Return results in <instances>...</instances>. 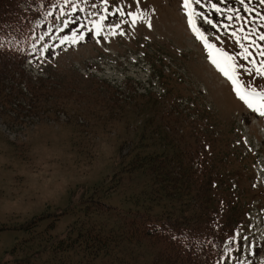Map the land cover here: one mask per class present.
<instances>
[{
  "label": "rangeland",
  "instance_id": "1",
  "mask_svg": "<svg viewBox=\"0 0 264 264\" xmlns=\"http://www.w3.org/2000/svg\"><path fill=\"white\" fill-rule=\"evenodd\" d=\"M50 1L61 10L52 21L23 6L33 33L13 59L46 96L18 120L0 101V264H154L165 242L129 240L123 222L133 214L164 218L206 182L221 213L244 207L245 230L237 239L238 226L222 246L207 242L203 260L264 264V115L236 90L264 93L254 56L242 55L255 46L249 26L257 6L243 15L234 13L239 0H191L209 48L184 0ZM214 57L235 64L238 84ZM153 154L167 158L178 187L161 189L165 181L150 167L128 170ZM191 202L178 216H192ZM87 226L120 237L108 252L88 254L79 234ZM71 240L77 244L68 247Z\"/></svg>",
  "mask_w": 264,
  "mask_h": 264
},
{
  "label": "trees",
  "instance_id": "2",
  "mask_svg": "<svg viewBox=\"0 0 264 264\" xmlns=\"http://www.w3.org/2000/svg\"><path fill=\"white\" fill-rule=\"evenodd\" d=\"M248 2L249 7L257 6L252 13L254 21L249 26L255 39V46L251 48L250 57L254 56V65H257L256 72L262 75L264 74V55L261 53L264 52V40L260 37L264 36V0H248ZM53 4L55 2L50 0H0V101L16 111L15 114L8 115L11 120H18L19 117H22L27 105L37 109V100L40 96H46L44 92L37 91L38 87L31 83L34 80L28 76L25 68H15L16 64L13 63V59L20 53L23 46L21 44L33 33V23L25 16L23 6H27L28 10L35 13V16L36 14L41 17L48 15L46 19L52 21L60 14L58 5L57 8L51 9ZM233 5H239L243 8L241 1L235 2ZM242 8L234 13L239 11L245 15L247 12ZM48 12L51 13L48 14ZM20 45L21 47H19ZM260 85L264 86V82L262 81ZM181 162L183 163V160ZM163 163H168L165 156L153 154L134 159L129 164L128 170L135 171L150 167L155 173V179L165 181L161 182V189L166 190L170 185L178 187L179 182H170L171 179L173 180L170 174L172 172L165 169ZM183 183L186 188H189L188 182ZM194 184L192 182L193 186H197ZM208 186V182L198 186L197 190L199 191L193 198L194 203L193 200L188 202V199H185L186 202L180 205L186 207L191 202V205L196 206V210L190 213L192 216H178V212L181 211L180 206L164 218L133 214L127 221L123 222L125 237L129 240L138 237L163 240L165 242L164 248L157 254L154 264H205L206 262L202 261L201 256L195 251L199 243L206 242L207 244L208 242L210 246L211 243L215 242L222 246L224 240L233 235L234 229L236 230L241 225L236 232L241 231L242 233L244 228L239 218L244 207L236 208L234 205L229 209V214L221 213L220 209L214 208L209 203ZM201 189L204 190L205 194H201ZM147 211L151 212L150 209ZM39 219H43V216ZM37 223V221H32L31 225H37ZM8 228L10 227L7 226L6 229ZM79 234L80 238H84L88 254H93L99 249L108 252L109 244L112 241L115 243L116 238L120 237L118 232L105 233L96 226H87ZM75 244H77L76 241L71 240L68 247ZM189 245H192L190 250L188 249ZM212 253L214 252L211 250ZM209 256L207 254L206 257ZM215 260L216 258L214 262ZM206 264H209L208 261Z\"/></svg>",
  "mask_w": 264,
  "mask_h": 264
},
{
  "label": "snow or ice",
  "instance_id": "3",
  "mask_svg": "<svg viewBox=\"0 0 264 264\" xmlns=\"http://www.w3.org/2000/svg\"><path fill=\"white\" fill-rule=\"evenodd\" d=\"M105 2H106V0H105ZM241 2H242V0H241ZM196 3H197V4L200 3V0H196ZM184 6H185V8L189 9L190 22L193 24V30L196 32L197 36H198L200 39L204 40L205 44H206L209 48L214 47L213 45H211V44L208 43L207 38L203 35V33H202L198 28H196L194 20L191 19L192 15H193L191 0H184ZM211 7H212V8H215L217 12H220V11H221V9L218 8V7L216 6V4H212ZM201 15H202V14H201ZM227 19H228V20H232L233 17H232V16H228ZM205 20H206L207 23H209V24H213V21L208 20L207 18H205ZM117 27H119V26L117 25ZM222 27L225 28V29H227V28L229 27V25L224 24V25H222ZM240 31H243V28H241ZM231 34H232L233 36H236V33H235V32H232ZM236 38H237L238 40L240 39V37H236ZM260 38H261L262 40H264V36H261ZM243 39L247 40L248 37H247V36H244ZM241 47L243 48L244 46L241 45ZM218 51L221 53V55L225 56L226 59H227L228 61H233V60H234V57L228 56L227 53H224V52H223V50H218ZM243 54H246V55L244 56L245 59H247V56H248V55H251V53H248L247 48H244V53H242V55H243ZM261 55H264V52H262ZM213 63L216 64V66H217L218 68H220V70L224 73V75H226V76H228L230 79H232V82H233L234 84H238V81L235 79V67H236L235 64H229V65L226 67V66H224L219 60H217L215 57L213 58ZM236 90H237L238 95H240V98H241L242 100H244V101L248 104V106H249L250 108H254V110L260 112L261 115H264V103H261V104L259 105V107H257V106L254 104V102L252 101V99H251V96H252V95H259V96H261V97H264V93H255V92H253L252 94H245V93L241 92V90H240L239 87H238Z\"/></svg>",
  "mask_w": 264,
  "mask_h": 264
}]
</instances>
